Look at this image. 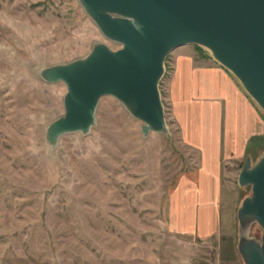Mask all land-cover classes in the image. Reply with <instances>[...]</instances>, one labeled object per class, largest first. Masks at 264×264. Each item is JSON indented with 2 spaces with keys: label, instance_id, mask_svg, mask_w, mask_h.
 Listing matches in <instances>:
<instances>
[{
  "label": "rangeland",
  "instance_id": "374dc122",
  "mask_svg": "<svg viewBox=\"0 0 264 264\" xmlns=\"http://www.w3.org/2000/svg\"><path fill=\"white\" fill-rule=\"evenodd\" d=\"M97 44L120 48L77 0H0V264H245L239 244L259 243L261 229L238 219L251 195L238 175L246 160L258 162L264 141L224 170L214 235L179 233L169 223L170 193L196 166L167 101L172 52L158 84L166 134L144 136L142 123L106 96L87 134L47 142L48 127L64 115L66 88L46 83L41 71L84 59Z\"/></svg>",
  "mask_w": 264,
  "mask_h": 264
},
{
  "label": "water",
  "instance_id": "95a60500",
  "mask_svg": "<svg viewBox=\"0 0 264 264\" xmlns=\"http://www.w3.org/2000/svg\"><path fill=\"white\" fill-rule=\"evenodd\" d=\"M77 1L101 35L120 48L97 44L84 59L41 71L46 83L66 88L64 115L48 127V143L87 134L106 96L142 123L144 136L166 134L158 84L167 55L183 46L208 50L264 112V0ZM238 185L251 188L238 219L253 220L261 229L259 243L244 240L239 252L245 264H264V154L254 166L246 160Z\"/></svg>",
  "mask_w": 264,
  "mask_h": 264
},
{
  "label": "crops",
  "instance_id": "0c3cea01",
  "mask_svg": "<svg viewBox=\"0 0 264 264\" xmlns=\"http://www.w3.org/2000/svg\"><path fill=\"white\" fill-rule=\"evenodd\" d=\"M166 93L180 144L196 165L170 193L169 223L210 237L220 223L224 170L260 150L263 113L229 71L187 46L172 51Z\"/></svg>",
  "mask_w": 264,
  "mask_h": 264
}]
</instances>
